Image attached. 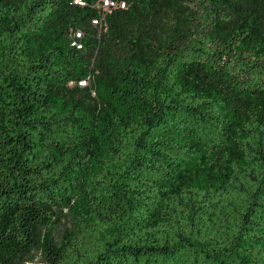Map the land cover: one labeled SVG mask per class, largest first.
Masks as SVG:
<instances>
[{"label":"trees","instance_id":"1","mask_svg":"<svg viewBox=\"0 0 264 264\" xmlns=\"http://www.w3.org/2000/svg\"><path fill=\"white\" fill-rule=\"evenodd\" d=\"M83 1L0 0V164L11 165L0 167V189L11 187L0 194V264L22 255L20 239L35 242L36 206L16 189L106 179L117 223L70 264H178L185 249L191 264H264V0H197L192 29L149 42L123 33L126 17L149 14L145 0H123L100 33L98 0ZM160 179L186 194L197 179V212L167 220L171 233L149 228Z\"/></svg>","mask_w":264,"mask_h":264},{"label":"rangeland","instance_id":"2","mask_svg":"<svg viewBox=\"0 0 264 264\" xmlns=\"http://www.w3.org/2000/svg\"><path fill=\"white\" fill-rule=\"evenodd\" d=\"M149 1L151 0L142 2L149 8L147 16H141L136 23L129 19L130 17H126L123 32L125 35H128L130 31H136L144 34L146 42H149L151 38H156L160 32H166V40L168 41L170 32L176 25L185 32L193 28V23L196 22L197 18V0H155L151 4ZM141 5L139 6L142 8ZM134 6L133 2L132 9ZM261 9L264 11V5ZM229 12L238 15L242 11L235 12L229 9ZM248 12L251 16L253 15L251 9ZM241 33H244V30L240 31ZM206 80L208 84L212 82L213 77L209 76ZM198 103L209 102L200 98L197 100ZM235 105L236 103L229 104L223 109V112ZM4 139L5 137L0 135V142ZM6 150L7 148L0 145V154ZM1 163L4 164L3 167L0 164L3 175L9 172L3 168H10L11 165L3 159ZM157 164L162 166L161 163ZM181 164L183 169H188L184 161ZM164 168L177 173L173 171V168ZM214 170L213 168L212 171L210 170V178L212 179L216 178ZM14 172H19V176L24 178L21 170L10 173L13 174ZM35 173H38L37 169ZM114 181L106 179L100 182H92L87 180L84 188L70 192L64 190L60 192L58 185L42 189L32 187L31 183L26 188L29 193L16 189L15 195L19 196V202H23V204L28 202L36 206L34 208L37 209V214L34 215V229L30 231V236H28L34 237L35 242L33 243L30 238L20 239L23 253L20 257L13 259V264H70L76 255H81L86 249L97 247L101 243L97 236L98 232H103L109 222L116 224L117 215L121 211L119 205L113 203L114 200L110 197L109 190L112 189ZM44 182L41 181L40 184ZM152 182L156 190L149 201V207L152 210L149 228L159 232L168 231L171 233L173 229L167 220L181 223L189 220L193 216L192 214L197 212V179L192 181L193 189L187 194L183 185L181 186L183 191L181 189L177 191L175 186L167 185L170 183L167 179L152 180ZM9 185L10 183L2 187L0 194L1 192L4 194L8 192L11 188ZM57 193H62V195L57 196ZM61 198H68V201H63ZM23 217L21 216V218ZM164 217L165 221L163 220ZM190 222H197V219L190 220L188 223ZM192 232L193 235L197 236V228ZM191 259L190 249H185L178 258V264H191Z\"/></svg>","mask_w":264,"mask_h":264},{"label":"built area","instance_id":"3","mask_svg":"<svg viewBox=\"0 0 264 264\" xmlns=\"http://www.w3.org/2000/svg\"><path fill=\"white\" fill-rule=\"evenodd\" d=\"M74 4L84 6L86 5L85 1L83 0H73ZM125 1L123 0H98L94 4V8L97 9L98 15L91 20V23L93 26L98 28L99 33L101 31L107 30V15L112 12L114 9L118 8H125ZM69 35H70V46L75 47L77 49H80L83 47L81 38L83 36V31L71 26L69 28ZM89 81V78L87 80H81L78 82L80 86H84L86 82ZM69 85L73 84V81H69Z\"/></svg>","mask_w":264,"mask_h":264}]
</instances>
